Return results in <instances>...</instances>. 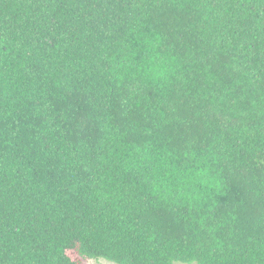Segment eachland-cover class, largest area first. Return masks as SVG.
<instances>
[{
	"label": "trees",
	"instance_id": "1",
	"mask_svg": "<svg viewBox=\"0 0 264 264\" xmlns=\"http://www.w3.org/2000/svg\"><path fill=\"white\" fill-rule=\"evenodd\" d=\"M264 264V0H0V264Z\"/></svg>",
	"mask_w": 264,
	"mask_h": 264
},
{
	"label": "rangeland",
	"instance_id": "2",
	"mask_svg": "<svg viewBox=\"0 0 264 264\" xmlns=\"http://www.w3.org/2000/svg\"><path fill=\"white\" fill-rule=\"evenodd\" d=\"M84 264H113V263L108 262V261L103 260V259H99V260H89V261L85 262ZM175 264H180V263H175Z\"/></svg>",
	"mask_w": 264,
	"mask_h": 264
}]
</instances>
